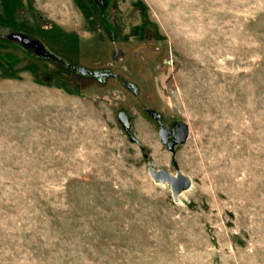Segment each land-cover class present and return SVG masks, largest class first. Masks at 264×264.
Wrapping results in <instances>:
<instances>
[{"label": "rangeland", "instance_id": "374dc122", "mask_svg": "<svg viewBox=\"0 0 264 264\" xmlns=\"http://www.w3.org/2000/svg\"><path fill=\"white\" fill-rule=\"evenodd\" d=\"M104 2L0 0V264H264V0Z\"/></svg>", "mask_w": 264, "mask_h": 264}, {"label": "flooded vegetation", "instance_id": "af4514ba", "mask_svg": "<svg viewBox=\"0 0 264 264\" xmlns=\"http://www.w3.org/2000/svg\"><path fill=\"white\" fill-rule=\"evenodd\" d=\"M96 6L102 8L105 4L104 0H91ZM0 36L3 39L10 40L16 43L18 46H21L23 50L32 54L33 56L41 57L43 59H47L48 61L57 62V57L51 53L49 50L47 51L43 44H41L36 39H30L26 35L22 34L20 31H17L12 28L9 32H5V34L1 31ZM82 70V68H80Z\"/></svg>", "mask_w": 264, "mask_h": 264}, {"label": "water", "instance_id": "95a60500", "mask_svg": "<svg viewBox=\"0 0 264 264\" xmlns=\"http://www.w3.org/2000/svg\"><path fill=\"white\" fill-rule=\"evenodd\" d=\"M179 134H181V136L183 138L186 137V126L182 125L179 129ZM169 132L166 130H161L159 132V135H160V139L163 143H166L167 141V138H168V135ZM159 176L161 178H163L164 180H168V182L171 184V188H172V191L175 193V194H178L180 193V191H182V189H186L188 187V181L185 177H181L180 179H176V178H173L171 177L169 174L167 175H164V174H161V172H159Z\"/></svg>", "mask_w": 264, "mask_h": 264}]
</instances>
